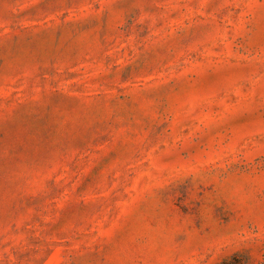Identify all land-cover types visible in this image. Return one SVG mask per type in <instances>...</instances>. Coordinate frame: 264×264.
<instances>
[{"label": "rangeland", "instance_id": "374dc122", "mask_svg": "<svg viewBox=\"0 0 264 264\" xmlns=\"http://www.w3.org/2000/svg\"><path fill=\"white\" fill-rule=\"evenodd\" d=\"M0 264H264V0H0Z\"/></svg>", "mask_w": 264, "mask_h": 264}]
</instances>
